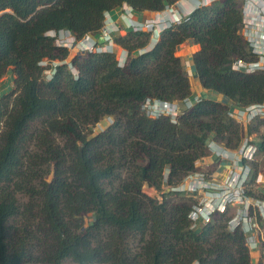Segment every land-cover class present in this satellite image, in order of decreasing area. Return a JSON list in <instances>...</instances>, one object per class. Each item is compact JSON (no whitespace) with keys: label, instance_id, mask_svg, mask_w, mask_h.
<instances>
[{"label":"trees","instance_id":"16d2710c","mask_svg":"<svg viewBox=\"0 0 264 264\" xmlns=\"http://www.w3.org/2000/svg\"><path fill=\"white\" fill-rule=\"evenodd\" d=\"M179 1L0 0V81L14 77L0 97V264H252L227 215L197 230L189 199L143 191L181 182L207 156L209 139L236 149L244 136L230 108L209 98L175 121L143 110L147 100L191 96L176 55L182 45L200 46L192 60L204 89L238 107L264 103V72L231 67L255 59L241 1L196 7L144 53L151 33L115 36L129 53L124 66L115 53L75 54L71 67L43 76L42 61L70 55L49 32L97 35L118 7L161 12ZM257 146L264 155V133Z\"/></svg>","mask_w":264,"mask_h":264},{"label":"built area","instance_id":"2783aa9c","mask_svg":"<svg viewBox=\"0 0 264 264\" xmlns=\"http://www.w3.org/2000/svg\"><path fill=\"white\" fill-rule=\"evenodd\" d=\"M214 1L216 0H199L198 5H210ZM239 1L242 2L244 16L241 33L255 59L244 61L236 58L231 67L236 72L246 74L264 72V0ZM184 19L185 17L174 15L173 19L162 17L144 24L130 20L129 28L151 33L155 42L165 29ZM113 32L114 29L105 19L103 27L97 33L101 42L95 38V34H87L80 39L70 31H51L48 35L56 38L59 47L71 48L79 55L93 52L115 53L119 65L124 66L129 60V53L116 43ZM149 50L150 47H147L139 53ZM65 63L71 67L69 62ZM61 64L63 62L60 60L42 61L40 65L44 68V78L51 80L56 67ZM202 100L201 97L191 96L173 102L147 100L142 108L151 118L164 116L175 121ZM229 108L230 116L238 123L252 126L257 121L264 120V103L238 109ZM261 134V131H253L243 136L241 145L236 149L213 138L209 139L207 156L197 162L194 170L181 182L164 186L168 193L191 200L189 219L194 229L199 230L211 224L218 215H227V230L244 234L252 264H264V169L258 166V157L263 154H258L257 146Z\"/></svg>","mask_w":264,"mask_h":264},{"label":"crops","instance_id":"0c3cea01","mask_svg":"<svg viewBox=\"0 0 264 264\" xmlns=\"http://www.w3.org/2000/svg\"><path fill=\"white\" fill-rule=\"evenodd\" d=\"M198 1L199 0H180L174 5L168 6L164 11L161 12H149V11L139 12L130 8L128 5H123L108 12L106 14V21L114 29L113 32L114 37L117 35L125 36L129 30H132L131 28H129L130 20L135 23L144 24L150 22L151 20L162 17L166 19L169 18L173 19L174 15L187 17V15H189L191 11H193L196 7H198ZM160 36L161 34L159 35L158 40L155 42H153V39L151 40V43L148 46L150 47V49L160 40ZM95 38L99 42L102 41L98 34L95 35ZM117 48L119 49V47ZM199 49H200L199 45H189V44H184L180 48L181 55H179V57L183 58L184 60L185 72L191 83V98H195V97H201L202 99L209 98L214 101L221 102L222 104L227 105L228 107L238 109V106L232 103L227 97L216 94L202 87L200 80L196 74V68L192 60L193 54L197 52ZM4 93L6 94V90L0 83V97L3 96ZM239 124L244 130V136L249 135L248 131H249V127H251L250 124L247 123H239ZM260 131L261 133H264V131L262 130Z\"/></svg>","mask_w":264,"mask_h":264},{"label":"rangeland","instance_id":"374dc122","mask_svg":"<svg viewBox=\"0 0 264 264\" xmlns=\"http://www.w3.org/2000/svg\"><path fill=\"white\" fill-rule=\"evenodd\" d=\"M68 49H69L70 55H69L68 59H66V61L70 63L71 62V59L75 56V54H78V53H77L76 50H72L71 48H68ZM117 50H120V49H117ZM177 54L181 55L180 49L177 51L176 55ZM179 55H177V56H179ZM55 61H57V60H55ZM63 63H65V61ZM0 83L5 88L6 94L7 93H10L14 89V80H13V74H12V72L9 71L8 74L4 78H2V80L0 81ZM6 87H7V89H6ZM4 95H5V93H4ZM105 122L108 123V124H111L112 123V120H110V118H108ZM262 128H260V130L264 131V127H262ZM258 160H259L258 166H260V167H262L264 169V156L263 155H260L258 157ZM143 191L147 195H149L150 197L158 198L159 200H163V194L168 193L167 188H163V191L162 192H159L155 188H150L147 185L144 186ZM169 199L170 200L173 199V200L178 201L179 200V196L172 195V196L169 197ZM188 202L191 205V203H192L191 200L188 201ZM91 218H92V216L90 215L86 219L87 220H91Z\"/></svg>","mask_w":264,"mask_h":264},{"label":"clouds","instance_id":"9594fccd","mask_svg":"<svg viewBox=\"0 0 264 264\" xmlns=\"http://www.w3.org/2000/svg\"><path fill=\"white\" fill-rule=\"evenodd\" d=\"M199 6V5H198ZM131 8V7H130ZM162 34V33H161Z\"/></svg>","mask_w":264,"mask_h":264}]
</instances>
